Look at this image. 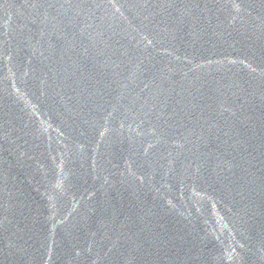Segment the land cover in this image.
Instances as JSON below:
<instances>
[{"label":"water","instance_id":"obj_1","mask_svg":"<svg viewBox=\"0 0 264 264\" xmlns=\"http://www.w3.org/2000/svg\"><path fill=\"white\" fill-rule=\"evenodd\" d=\"M0 264H264V0H0Z\"/></svg>","mask_w":264,"mask_h":264}]
</instances>
